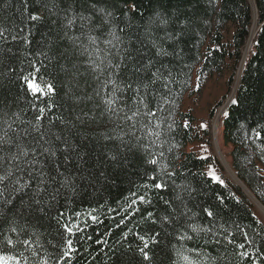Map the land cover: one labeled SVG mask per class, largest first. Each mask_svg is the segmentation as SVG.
Here are the masks:
<instances>
[{
  "label": "trees",
  "instance_id": "trees-1",
  "mask_svg": "<svg viewBox=\"0 0 264 264\" xmlns=\"http://www.w3.org/2000/svg\"><path fill=\"white\" fill-rule=\"evenodd\" d=\"M255 19L222 126L235 174L264 206V0H0V136L12 140L0 145V175L13 168L11 179L30 184L23 192L9 185L0 198V255L59 264L71 239L63 264H264V222L239 184L223 171V184L213 180L208 168L221 167L211 150L187 149L202 136L182 108L195 81L226 72L235 81ZM26 76L53 90L34 97ZM111 80L119 115L140 116L105 111ZM82 109L95 121L69 128ZM37 124L56 156L36 149L42 163L18 172L12 156L20 146L31 160ZM204 134L210 142L209 127ZM65 139L76 145L67 163ZM41 167L52 177L43 184ZM59 173L72 177L67 186Z\"/></svg>",
  "mask_w": 264,
  "mask_h": 264
},
{
  "label": "snow or ice",
  "instance_id": "snow-or-ice-1",
  "mask_svg": "<svg viewBox=\"0 0 264 264\" xmlns=\"http://www.w3.org/2000/svg\"><path fill=\"white\" fill-rule=\"evenodd\" d=\"M135 7H136L135 4H132L130 10H135ZM100 11L104 12V18H108V17H111L113 15L111 12L104 11L103 9H101ZM29 19L32 20V21H37V20L40 19V17L37 16V15H30ZM80 19L81 20H85V19H89V18L81 16ZM157 19L160 21V23H167V20L162 19L159 15H157ZM68 23L71 25L72 24V20H68ZM112 35L115 36V33H112ZM115 38L119 41V37H115ZM13 39H15V37H13ZM90 39L92 40L93 43H95V37H91ZM109 43H111V41H109ZM164 54L167 55V53H164ZM149 63H151V61H149ZM108 67L118 70L120 68V64H116V65L113 66L109 62ZM93 70L94 71L95 70H99L101 73H103V71H104V69L100 68L99 64H95L94 62H93ZM24 80H25V83L28 85V90L32 92L34 97L38 96L39 94H45V95L47 94V93H45L44 89L41 88V86L39 84L35 83V79L34 78L30 79L29 77L26 76V77H24ZM97 80L99 81V76H97ZM110 82L113 85V90H112V93L109 95V98L104 100V104L106 106L105 111H107L111 116H116L118 119L125 120V121H132L135 117L140 116L141 113H140L139 109L134 111L131 116L127 115V113H125L123 116L119 115V111L120 110L117 107H115L116 99H113V96L115 95V92L118 90V85L116 84L115 80H111ZM108 83H109V81L105 80L104 83L101 85V87L102 88L106 87ZM127 87L131 88L132 85L128 84ZM52 90H53L52 86L48 85L47 86V91L51 92ZM96 94L97 95L100 94L99 90L97 91ZM232 102L233 103H237V101H232ZM39 111L41 113H43L44 109H40ZM144 115L145 116H155V113L151 112V111H148V112H145ZM222 115H226V114H222ZM36 119L38 121L42 120L43 116L42 115L38 116ZM95 119H96L95 117H89V113L85 112L82 109L81 110V114L77 115L75 117L74 121L68 122L67 126L69 128L77 127V128L88 129L90 127V125L95 121ZM133 127H135V124H133ZM35 132L38 133V135L33 137V139H34V141H36V143H35V145H34V147L32 149L33 155H32L31 160L24 159V157H28L29 156V151L25 150L23 147H20V146H18L19 151L15 155L12 156V160L17 162L16 164H14L13 167L18 172H25L26 173V169L23 167L24 164L30 165L31 167H35L36 165L42 163L41 160L38 159V157L36 155V149L40 150L39 154L41 156H44L45 160H51L52 158H54L56 156V151L55 150H53L51 147H43V144L40 143V141H43L44 143H47V144L51 145L52 141L51 140H45V136L47 134L45 132L41 131L39 124H37L35 126ZM25 134L29 135L30 133L25 132ZM256 135H257V137H259V135H260L259 132H257ZM60 139H61L60 136L56 137V140H60ZM11 143H12V140H11L10 137L7 136V132H5L4 136H0V145H2V144H11ZM63 143L65 145V149H64L65 155H64V161L63 162L67 163V161L69 160V154L72 153L75 150L76 145H73L67 139H65L63 141ZM76 155L79 156V153L77 152ZM113 159H115V157H113ZM150 162L153 163V164L157 163L156 160H152ZM54 166L58 168L60 165H54ZM65 172H67V169H65ZM59 174L63 176V180H64L63 186H67L68 182L72 179V177L70 175H64V173H59ZM38 175L40 177V183L41 184L45 183L47 180H51L52 179V177L49 175L48 172H46L44 170L43 167L40 168V171H39ZM210 175L213 178V180L223 184V181L218 176L215 175V171L214 170L210 173ZM11 177H13V168L7 169L5 171V174L0 175V185H3V187L0 188V198H3L4 191L8 188L9 185L12 186V190L14 192H17V191L18 192H23L25 188L30 187L29 183H22L20 177H16L15 180L11 179ZM28 179L32 180L33 177L29 176ZM153 179H156V178L153 177ZM155 187L157 189H162L164 187V185L161 184V183H157V184H155ZM43 190L44 189L38 188V192L39 191H43ZM143 199L144 198L141 197V200H143ZM36 202L39 203V201H36ZM207 214H208V216H212L213 215V213L211 211H208ZM93 219H95V217H93ZM65 229L69 233L72 232V229L69 228L67 225H65ZM81 231H82V229H81ZM193 231L198 232V231H202V229H197V228L193 227ZM8 243L11 244L12 241L9 240ZM145 247H147V243H145ZM239 247L241 249H243L244 248V244H240ZM73 251H75V249H73V247H72V240L69 239L67 241V250L64 252L63 257L60 258L59 264H63L64 259L69 258ZM141 251L143 252V249H141ZM242 255L247 256L248 254L245 252V253H242ZM144 257H145V259L148 258L146 252L144 253ZM14 259L15 258L6 257V256L0 255V264H12V261ZM17 264H18V262H17ZM44 264H48V261L45 260Z\"/></svg>",
  "mask_w": 264,
  "mask_h": 264
},
{
  "label": "rangeland",
  "instance_id": "rangeland-1",
  "mask_svg": "<svg viewBox=\"0 0 264 264\" xmlns=\"http://www.w3.org/2000/svg\"><path fill=\"white\" fill-rule=\"evenodd\" d=\"M256 21L257 20L255 19L250 38L245 48L243 61L245 60V57H247L253 47L252 46L249 49L248 45H250L249 42L253 33L256 32V30L258 29ZM254 38L255 37H253V39ZM241 68L237 72L235 81L233 83H228L229 72L223 73L222 75L214 74L205 79V81L199 87L197 86V82L195 81L192 91L185 97L182 106L184 110H190L192 114L196 117L195 125L200 135L202 136L201 139H199L198 141L189 144L187 149L195 150L201 154H206L211 150V152H213V154L217 157L218 165L221 167V169H218L213 166L208 168V172L211 173L214 170L215 175L219 177L220 171H223L225 176L229 177L235 183L240 182L234 174L235 171L231 166V146H227L223 140V126L221 119L223 116L222 114L224 113V110L226 109L228 103L232 100L233 96H235ZM39 85L41 86V88L46 90L49 84L46 82L39 81ZM217 123H220L218 128L220 133L219 136L221 149L223 150V153L225 154L227 159H229L228 161L230 169L224 164L217 146L215 132ZM208 127L210 128V133L212 135V139L210 142H207L209 138H207V136L204 134V129ZM208 143H211L210 148L208 146ZM244 191L248 196L249 200L251 201L255 213L264 222V206L249 189L245 188Z\"/></svg>",
  "mask_w": 264,
  "mask_h": 264
},
{
  "label": "bare ground",
  "instance_id": "bare-ground-1",
  "mask_svg": "<svg viewBox=\"0 0 264 264\" xmlns=\"http://www.w3.org/2000/svg\"><path fill=\"white\" fill-rule=\"evenodd\" d=\"M255 33V32H254ZM253 33V35H252V37H251V40H250V42H249V44L250 45H248V47H249V49L253 46V43H251V42H253L252 40H253V37H254V34ZM248 49V50H249ZM234 99V96H233V98H232V100ZM220 119V118H219ZM221 121H222V119H221ZM221 123V122H220ZM220 123H217V125H216V139H217V146H218V149H219V151H220V155H221V158H222V160H223V162H224V164L226 165V167H228L229 169H230V166H229V159H227V157L225 156V154L223 153V150L221 149V143H220V133H219V128H218V126L220 125Z\"/></svg>",
  "mask_w": 264,
  "mask_h": 264
},
{
  "label": "water",
  "instance_id": "water-1",
  "mask_svg": "<svg viewBox=\"0 0 264 264\" xmlns=\"http://www.w3.org/2000/svg\"><path fill=\"white\" fill-rule=\"evenodd\" d=\"M255 36V35H254ZM253 41V40H252ZM247 57H245V59H246ZM245 61V60H244ZM244 61H243V63H242V68H241V71H240V74H239V79L238 80H240V76H241V73H242V69H243V66H244ZM238 83H239V81H238ZM237 87H238V84H237ZM234 172V171H233ZM234 174H235V172H234ZM236 175V174H235ZM236 177H237V175H236ZM237 179H238V181L240 182V183H238L237 182V184H239L240 185V187L243 189V190H245V188L246 189H248L246 186H245V184L237 177ZM243 185H244V187H243Z\"/></svg>",
  "mask_w": 264,
  "mask_h": 264
}]
</instances>
